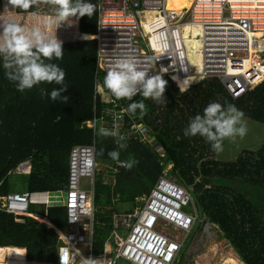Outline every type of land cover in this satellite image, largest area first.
Returning <instances> with one entry per match:
<instances>
[{"label":"trees","instance_id":"1","mask_svg":"<svg viewBox=\"0 0 264 264\" xmlns=\"http://www.w3.org/2000/svg\"><path fill=\"white\" fill-rule=\"evenodd\" d=\"M174 1L185 2L189 9L193 4V0ZM4 2L0 0V5ZM84 2L94 5L90 18H79L84 38L63 42V59H45L66 73L68 88L62 96H68L67 104L50 98L52 90L63 87L55 82L18 91L6 77L0 57V197L13 194L10 176L24 162L32 164L31 173L21 174L27 181L24 192L65 188L73 148L95 145L98 165L108 168L105 172L97 168L95 255L104 254L107 244L114 243L115 231L127 232L115 228L116 217L143 207L142 200L167 176L191 195L199 216L197 230L201 225L214 227L244 264H264V145L244 150L234 161H221L204 138L184 135L191 119L203 115L212 102L235 105L244 116L264 123V81L234 97L218 78L193 83L186 90L166 78L165 100L159 103L139 94L132 100H117L103 87L107 72L98 66L99 41L94 36L99 32L100 0ZM40 4L27 11L16 9L23 14L40 12ZM140 101L147 114L141 118L139 109L135 116L128 111L124 127H116V110ZM133 125L146 127V134L134 132ZM101 127L117 128L126 147L120 148L114 137L98 135ZM111 151L119 153L118 161L108 155ZM132 160L137 163L130 170L116 166ZM186 211L192 213V206ZM48 220L58 228L69 227L67 209H51ZM58 247L57 233L47 224L0 213V263L56 264ZM117 264L129 263L118 258Z\"/></svg>","mask_w":264,"mask_h":264},{"label":"built area","instance_id":"2","mask_svg":"<svg viewBox=\"0 0 264 264\" xmlns=\"http://www.w3.org/2000/svg\"><path fill=\"white\" fill-rule=\"evenodd\" d=\"M168 4V0H100L99 69L108 72L118 60L134 58L149 76L171 78L178 86L218 78L234 97L264 81V0H194L190 10L180 14L169 10ZM127 113V108L116 110L115 117H120L115 119L116 127H124ZM131 129L142 135L147 132L146 127L136 125ZM31 166L24 162L17 169L28 172ZM97 168L95 145L73 148L69 182L60 190L71 229L58 231L60 249L67 248L75 264L81 261L77 250L97 264H117L118 258L129 264H175L198 227L199 216L189 192L167 176L142 200L143 207L124 218L129 233L126 238L116 233L117 255H95L90 236ZM85 179L91 188L84 186ZM31 199L28 192L0 197V213L47 223L31 214ZM191 206L192 213H188ZM204 227L211 232L209 225ZM170 229L185 239L174 237Z\"/></svg>","mask_w":264,"mask_h":264},{"label":"clouds","instance_id":"3","mask_svg":"<svg viewBox=\"0 0 264 264\" xmlns=\"http://www.w3.org/2000/svg\"><path fill=\"white\" fill-rule=\"evenodd\" d=\"M9 4L24 11L29 10L33 5L40 3L55 5V17H48L45 26L50 27L67 21L69 17H91L94 12L92 3L84 0H8ZM0 57L3 58L5 75L9 81L16 84L17 90L24 92L31 90L34 86L42 83L55 82L62 85L60 89H54L50 93L53 101L61 100L67 104L68 96H62L67 91L65 84L66 73L57 64L45 63V59L51 61L63 59L64 48L62 41L57 37L46 35L39 27L26 29L18 24L6 23L0 25ZM166 81L158 74L149 76L148 73L139 68L138 62L134 58L118 60L107 72L103 79V87L110 94L119 99L132 100L136 95H142L145 99L151 98L154 102H161L164 99ZM137 109L140 110V117L147 114L146 105L143 101L131 103L128 111L135 116ZM244 113L235 105L222 106L220 103L212 102L203 110V115H196L191 119L188 127L184 130L186 137L197 136L204 138L210 143L214 152L223 150V142L227 138L244 137L247 127L243 120ZM116 116L115 119H119ZM98 135L111 136L117 139L120 148L126 144L120 143L125 139L120 135L117 128L98 129ZM103 155V150H101ZM108 155L113 160H119V153L111 151ZM135 160L125 162L123 166L131 169ZM60 264H75V256L70 254L67 248H61L59 253ZM76 255L81 258L80 264H97L94 258H85L77 250Z\"/></svg>","mask_w":264,"mask_h":264},{"label":"rangeland","instance_id":"4","mask_svg":"<svg viewBox=\"0 0 264 264\" xmlns=\"http://www.w3.org/2000/svg\"><path fill=\"white\" fill-rule=\"evenodd\" d=\"M169 9H181L185 2H175L174 0H168ZM55 5H49L45 3H41L39 6L40 12L37 11L35 13H18L16 7L9 4L8 0H5L3 5H0V25H4L6 23H14L18 24L26 29H31L34 27H39L46 35L57 37L58 40L63 42L70 41H79L84 38L79 28V18L77 17H69L67 21L61 22L58 27L57 24H52L50 27L45 26V20L48 17H55L56 14ZM190 9H186L189 11ZM2 31V28H0ZM97 36H94L96 38ZM97 39V38H96ZM142 41V46L147 50V46L144 40ZM171 79V78H170ZM172 80V79H171ZM173 81V80H172ZM174 82V81H173ZM177 84V83H176ZM178 85V84H177ZM182 86V85H179ZM189 86L183 85L182 88L186 90ZM103 91V89H101ZM108 96V95H107ZM106 96V97H107ZM244 123L247 127V133L244 137H235L227 138L223 142V150L217 153V159L221 161H234L238 155H240L244 150H259L264 145V123L257 122L252 120L251 118L244 116ZM171 168V167H170ZM108 170L106 165L99 164L98 172H105ZM26 170H17L15 175L10 176L9 182L12 186L14 192L17 194H23L25 191L26 179L21 174H27ZM31 169H29V173H31ZM21 173V174H20ZM19 174V175H18ZM84 186L87 188L90 184V181L85 179ZM50 199H48V209L53 208L54 206L50 203L54 201L55 197L51 194ZM30 202V212L34 214L41 213L40 216L44 217L48 211L45 207H38L36 204ZM121 221V220H120ZM121 229L127 230V226L125 224H120ZM211 232H205V227L201 225L198 230L196 229L191 234L187 243L184 245L181 253L179 254V259L175 264H233L231 262V258L239 259L240 264H244L242 260H240L238 254L232 247L223 239L222 235L218 233V231L210 226ZM210 230V229H209ZM174 237H178L179 239H185L183 235L176 232L174 229L168 230ZM119 251V246L114 248L115 256ZM182 258V261L180 260ZM181 261V262H180ZM129 263L128 261H126ZM3 264L6 261L2 262ZM32 264H37L38 262H29Z\"/></svg>","mask_w":264,"mask_h":264},{"label":"crops","instance_id":"5","mask_svg":"<svg viewBox=\"0 0 264 264\" xmlns=\"http://www.w3.org/2000/svg\"><path fill=\"white\" fill-rule=\"evenodd\" d=\"M194 2V1H193ZM182 12V11H181ZM32 165V164H31ZM29 169H31L32 170V166H31V168H29ZM29 169H28V173L27 174H29ZM18 170V169H17ZM16 170V171H17ZM32 172V171H31ZM21 174V173H20ZM66 188V187H65ZM65 188H63V189H60V190H65ZM87 188H91V186L89 185ZM60 190H57V191H55V192H37V194H30V192H28V194H30L31 195V197H32V202L34 203V204H36V206H38V207H45L46 208V210H47V207H48V199H50V197H52V196H50L51 194L53 195V197H55V199H54V201L53 202H51L50 201V203L54 206L53 208H51V209H61V208H63V209H66V205H65V196L63 195V194H61V192H60ZM58 192H60V194H58ZM93 192H94V198H93V203H94V206H95V195H96V183H95V187H94V190H93ZM13 194H17V192H13ZM23 194H24V192H23ZM44 195H46L45 197H44ZM51 209H48L47 211H48V213H49V211L51 210ZM96 210V209H95ZM48 213H46L45 214V218H42V216H40L41 215V213H38V214H34V213H32V214H34V215H37V216H39L40 218H42V219H44L47 223H45V224H47L48 225V223H49V228H51V229H53V230H55V232L57 233V236H58V243H60V247H61V245H62V242H61V240H60V235H58V231H61V232H63V233H67V232H69V230L71 229V227L69 226L68 228H66V229H61V228H58L57 226H55L54 224H51L50 222H49V220H48ZM126 216L125 215H122V216H118V217H116V223H115V228L116 229H118V228H120L119 226H121L120 224H121V222H122V224H125V223H123V221H124V218H125ZM121 220V221H120ZM94 223H95V221H94ZM93 228H94V226H93ZM121 229V228H120ZM95 230V229H94ZM121 230H123V229H121ZM127 232L126 233H124L123 232V235H120L119 233H118V231H115L114 232V238H115V240H114V243L113 242H109L108 244H107V246H106V249H105V251H104V254H102V255H110V256H115V253H114V248L116 247V246H118V244H117V238H116V233L121 237V238H126L127 237V235H128V233H129V230L127 229L126 230ZM90 240L92 241V243H93V247H94V232H93V234L90 236ZM60 247H58V251H60ZM5 248H9V247H5ZM25 256H26V250H25ZM59 256V255H58ZM26 259V258H25ZM180 260H181V258H180ZM241 260V259H240ZM26 261H27V259H26ZM36 263V262H35ZM58 263V262H57ZM56 263V264H57ZM37 264H45V263H40V262H38Z\"/></svg>","mask_w":264,"mask_h":264},{"label":"bare ground","instance_id":"6","mask_svg":"<svg viewBox=\"0 0 264 264\" xmlns=\"http://www.w3.org/2000/svg\"><path fill=\"white\" fill-rule=\"evenodd\" d=\"M189 0H186V2H188ZM194 1V0H193ZM169 5V4H168ZM193 5V4H192ZM191 5V6H192ZM184 9H189V7H186V3L183 5V7H182V11L184 10ZM169 10H173V11H176L175 9H169ZM177 13H181V11H176ZM196 46H197V43H194ZM197 60H198V58H196ZM180 85H184L182 82H180ZM231 262H233V264H240L241 262H239L238 260L239 259H236L235 257L234 258H231Z\"/></svg>","mask_w":264,"mask_h":264}]
</instances>
